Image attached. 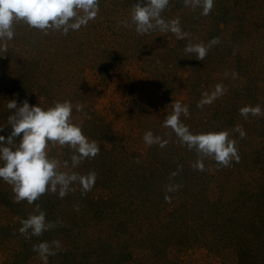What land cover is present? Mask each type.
Masks as SVG:
<instances>
[{
	"label": "rangeland",
	"instance_id": "1",
	"mask_svg": "<svg viewBox=\"0 0 264 264\" xmlns=\"http://www.w3.org/2000/svg\"><path fill=\"white\" fill-rule=\"evenodd\" d=\"M135 2L99 0L95 20L67 35L14 23L8 51L0 52V126L9 100L45 109L68 100L72 120L101 151L73 169L72 150L49 142L61 171L95 170L86 194L74 183L63 199L49 191L31 205L15 203L11 185L0 179V264H43L33 245L53 240L61 248L48 264H264V116L240 114L246 105L264 109V0H214L207 16L169 0L162 17L179 18L185 39L128 27ZM214 37L221 42L203 61L185 54L189 42ZM217 84L223 93L197 107ZM173 101L188 107L181 121L193 133L227 130L239 162L222 167L205 159V170H194L197 153L164 127ZM147 130L166 146H148ZM10 132L6 126L0 135ZM170 183L181 187L166 193ZM36 205L59 223L26 238L20 221Z\"/></svg>",
	"mask_w": 264,
	"mask_h": 264
},
{
	"label": "clouds",
	"instance_id": "2",
	"mask_svg": "<svg viewBox=\"0 0 264 264\" xmlns=\"http://www.w3.org/2000/svg\"><path fill=\"white\" fill-rule=\"evenodd\" d=\"M185 7L202 9L201 15L207 16L214 7V0H183ZM169 0H136L131 6V18L128 27L134 26L139 34H148L152 31L172 32L178 39H185L187 33L182 31L179 18L166 21L162 13L168 7ZM99 13V0H0V52L7 53L8 41L14 38V23L24 22L30 28L41 30L45 35L49 30L60 31L67 35L69 31H78L87 26L89 21L95 20ZM220 38L214 37L207 44L189 42L184 52L203 61L209 49L219 44ZM235 75V74H234ZM224 91L222 84H217L215 92L202 93L197 107L210 104L217 95ZM7 108L10 115L7 123L0 126V132L6 126L11 127L10 134L0 135V179L11 185L14 202L27 201L28 204L36 202L46 192L57 194L63 199L74 183H79L82 194L90 191L95 184L97 173L90 170L86 174L60 170V162L50 157L47 149L49 142L52 145L67 146L72 150L70 157L73 169L89 158H95L101 151L100 145L87 137L81 125L72 120L73 105L70 101H54L47 109L39 104H30L24 99L21 104L17 100H9ZM171 114L164 120V127L171 128L179 138L182 145L197 153V159L192 167L197 171L205 170V159L214 160L219 166L228 167L233 161L239 162L240 156L236 146L237 141L231 138L227 130L193 133L181 121V115L187 117L189 109L179 101H173ZM15 110L14 112L11 110ZM77 105L76 111H82ZM240 114L247 118L264 116V109L260 105L244 106ZM234 131L240 138L246 136L244 129L237 125ZM148 146L159 144L164 147L167 140L154 135L147 130L143 136ZM139 163V160H136ZM65 167L68 162L65 161ZM182 168V166H180ZM177 171L170 174L172 180L178 175ZM180 184H169L166 193L178 191ZM165 201L171 202L166 194ZM19 232L26 238L41 236L56 226L59 221L46 220V212L36 205L34 212L26 219L20 221ZM61 248L59 240L43 241L33 245V251L38 253L43 264H48V257L55 256Z\"/></svg>",
	"mask_w": 264,
	"mask_h": 264
}]
</instances>
